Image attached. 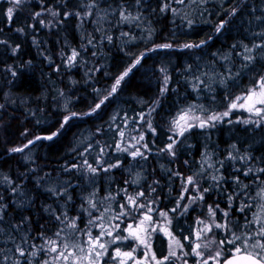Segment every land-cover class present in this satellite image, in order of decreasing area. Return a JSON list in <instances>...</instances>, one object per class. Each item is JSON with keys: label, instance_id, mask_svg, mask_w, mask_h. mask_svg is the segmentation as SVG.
<instances>
[{"label": "trees", "instance_id": "16d2710c", "mask_svg": "<svg viewBox=\"0 0 264 264\" xmlns=\"http://www.w3.org/2000/svg\"><path fill=\"white\" fill-rule=\"evenodd\" d=\"M9 7L10 0H0V264H43L45 259L51 264L48 241L75 223L73 238L86 243V233L97 232L92 227L104 215L125 210L127 189L144 190L148 205L166 211L177 208L185 193L173 228L195 264L200 259L191 250L202 206L197 190L208 189L207 204L251 217L249 207L245 216L238 207L249 205V191L264 182V116L236 111L213 121L214 127L194 126L182 136L172 121L190 108V115L204 119L222 116L264 75V0H24L11 20ZM202 40L206 45L183 47ZM164 44L172 47H157ZM73 50L78 56L69 64ZM246 55L254 59L248 62ZM138 58L100 109L82 115ZM72 112L78 115L53 139H35L51 135ZM121 133L143 137V180L125 172L129 160L115 151ZM80 138L86 155L93 151L88 156L99 167L96 174L78 161ZM29 140L34 144L25 148ZM173 140L175 155L167 151ZM30 147L35 151L25 157ZM99 148H108L101 165ZM188 176L195 181L186 187ZM51 178L64 187L48 188ZM122 226L112 229L114 237L127 235ZM129 241H121L125 251L133 248ZM153 247L157 258L168 254L161 234ZM166 264H176L175 259Z\"/></svg>", "mask_w": 264, "mask_h": 264}, {"label": "snow or ice", "instance_id": "6c2138e0", "mask_svg": "<svg viewBox=\"0 0 264 264\" xmlns=\"http://www.w3.org/2000/svg\"><path fill=\"white\" fill-rule=\"evenodd\" d=\"M24 0H10V3H12L13 7H9L7 9V17L9 20H11L14 9L19 6L21 3H23ZM178 2L183 3V0H178ZM168 8V5L165 4L164 7L161 9V11H164ZM172 11H175L174 9ZM233 13L235 12V9L232 10ZM71 13H65V15H70ZM87 14V13H86ZM53 16L57 15V13L53 12ZM79 15V13H77ZM35 16H40V13H36ZM122 19L127 20L129 19V16H125L122 14ZM135 19H139V17H136ZM41 23H43L41 21ZM225 22H221L220 25L217 27V31H219L221 28L224 27ZM189 24H191V21H189ZM22 31V30H21ZM109 40H111V37H108ZM91 43V41H89ZM205 41H200V44H185L183 45L184 48H192V47H199L200 45L204 44ZM157 47L160 48H171V44H164V45H158ZM254 47H261L260 45H254ZM150 49L149 51H151ZM15 51V50H14ZM246 51L251 52V49H246ZM145 55V53H141L140 57L142 58ZM78 56V52L76 50L72 51L71 56L68 57V62L71 64L73 61L76 60ZM244 59L248 62H251L254 57L252 55H246ZM140 63V59H136L135 63L132 64L129 68H127L120 76H118L115 79L114 84L111 87V91L108 93L107 96H105L103 99L99 101L95 105L94 108L91 109V112L89 113H83L82 115H90L91 113H95L100 107L109 99V97L117 91V88L120 86L121 82L125 79V77L128 76V74L132 71V68H134L137 64ZM163 71V69H161ZM12 75L15 76L16 73L12 72ZM167 84V78L165 79V85ZM167 88H163L161 91L162 93L166 91ZM0 107H3L0 105ZM236 108H245L247 111L254 113L256 116H264V75H261L259 79L254 83V86L246 91V94L244 96H237L231 102L229 105V111H225L222 116L221 115H210L206 119L201 118L200 116H194L190 115L189 113L192 111L190 108L188 111L183 112L180 114L177 118H175L172 123L174 125V130L178 129L179 135H184L186 131L193 128L194 126H198L200 128H205L208 126H213V121H217L222 119L223 116H228L230 111ZM78 114L75 112L70 113L69 115H65L63 117V122L60 124V128L57 129L55 132H52L51 135L47 136H37L35 137L36 140L40 139H47L51 140L55 136H57L61 129L65 127V125L74 117H76ZM141 119H143V116H141ZM193 121H198V124H194ZM244 123H249V120L243 121ZM148 127L151 129L152 125L149 122ZM154 131V129H153ZM121 136H123V133H121ZM140 139L142 140L143 137L141 136ZM34 143L33 140H29L28 144ZM139 143V141H137ZM175 141L173 140L171 143L167 145V151H169L172 155H175V153L172 151L173 145ZM28 144L24 145V147H28ZM119 147V146H117ZM146 147V146H145ZM10 151L12 152H20L23 151V148H13ZM123 151H127V149H123ZM133 158L137 156H143V153L139 150L134 151L131 153ZM99 163V161H98ZM117 164L109 165L110 168L117 167ZM75 167V166H74ZM89 171L92 173H95L97 171L96 168H93L91 165H88ZM107 170V169H105ZM260 171H264V169H261ZM247 175V173H246ZM213 179H219V177H213ZM193 182V177L189 176L187 177V183L191 184ZM247 187V186H245ZM187 191V189H185ZM205 192L208 191V189L204 190ZM144 193H138L137 196H128L127 197V205H121V209H126L122 211L118 216L115 218L117 220H120L121 217H127L129 216L133 211L137 209H144L147 208V211L143 215L142 219L139 220L138 223L135 224H128L126 229H121V231H126L127 235L121 236L119 233L115 235V237L105 243L102 242V238L105 236L112 237L113 231L105 229L104 225L101 224V231L93 237L91 235V232H87L86 235L88 236L87 240V253L83 254L85 252V249L83 247H80L79 245H76V248H79L82 255L76 256L75 252H69L67 255L63 250H59L58 246L56 245L55 241H48V244L51 245V247L48 249L52 253H58L55 259L59 261L60 259H63L64 261H68L69 257H75L74 264H83V261H87V264H97V261L100 260L103 256L108 254V247L109 244H115L117 241H127L132 240L135 241L138 246H142V256L141 258H137L135 253L137 252V248L133 247L130 251H122L120 247H115L113 253L111 254V258L114 261H118V264H129V262H132V264H166V262L170 261L172 258L176 257L177 253L175 251L176 247L183 248V244L179 240L175 238L173 233L169 230L168 227H146L145 225H151L154 223L153 216L150 215L153 211L152 208L147 207L146 205H138L137 204V197L143 196ZM257 196L261 198L262 201H264V188H261V190L257 193ZM184 197L181 196L180 199H183ZM200 199H203V196L201 195L199 197ZM231 199V197H230ZM91 203V202H90ZM93 208L96 207L94 203L91 205ZM131 206V207H128ZM179 202L177 204V207H179ZM262 211H264V204L261 205ZM177 209H172L173 212H175ZM187 210V208H185ZM219 210V206L217 205L216 208H213L212 206H209L208 211L210 217H215L216 212ZM241 212L244 211V208L240 209ZM166 212H161L160 216L167 217ZM223 215L226 217L228 213H223ZM93 221H89V224H92ZM169 225L171 224V221L169 220L167 222ZM203 227L196 231L195 237L196 240H200L206 233L211 232L213 228L216 229H222L226 232H229L231 235V239L227 240H220L218 243L219 245H231L232 248L229 249V255L225 256L223 261L221 262L220 257L223 255V248L220 250H217L215 252V255H209L207 258H204V253L200 250L202 247H210V244H200L195 243L192 247L191 254L195 255L196 257L202 258L197 261V264H209V260L213 261L214 264H264V215L254 213L253 214V220L246 221V226H251L252 224L259 225L258 231L255 233H245L242 235H236L235 232H232L229 229L228 223H216L213 220V223L205 224L204 221H198ZM72 228H76L75 223H72L70 225ZM114 229H119L120 225L117 223L114 226ZM163 232V234L167 237H169V251L167 255H164L162 258H157L156 253L152 250V244L149 241V237L154 232ZM57 236H59V233H57ZM185 240H188L189 237H184ZM212 243H216V241H212ZM69 245L67 243L63 244V248L67 249ZM259 249V251H256ZM42 250V249H41ZM17 251L20 253V256H24L25 253L22 249H17ZM32 256H36L37 252H32ZM188 255V254H185ZM7 259V258H5ZM43 264H49V261L46 259L43 261ZM185 264H187V261H185Z\"/></svg>", "mask_w": 264, "mask_h": 264}, {"label": "rangeland", "instance_id": "374dc122", "mask_svg": "<svg viewBox=\"0 0 264 264\" xmlns=\"http://www.w3.org/2000/svg\"><path fill=\"white\" fill-rule=\"evenodd\" d=\"M236 111L249 113V114H251V116L258 117L254 113H251V112L247 111L245 108H236V109L231 110L230 113L236 112ZM112 122H113V126L114 125H115V127L118 126L117 120L116 121L112 120ZM193 123H195V121H193ZM137 141H139V143H137ZM84 143H85L84 138H80L77 141V144L75 146L77 149L80 150V152H81L80 156H82V158H84V160L81 158L78 161H80L82 164H86L87 165L86 167H87L88 170H89L88 165H91L93 168H96L97 169V171L95 172V174H96L98 172V168L99 167L93 165L90 162V160H89L90 156H88V154L93 156V151L92 150L90 152L88 151V153L86 155V152H85L86 151V147H83V145H85ZM92 144L93 143H91L90 146H92ZM143 145L144 144H142V140L140 139V136L133 135V136H128L127 137V136H124V134H123V136L120 137L118 144L115 146L116 147L115 151L120 153L119 156L122 157V158H124L126 156V158L129 160L128 161V166H127L125 172L126 173L134 172V179H136L137 181L143 180V179H141L142 178L141 177V173H139V172H142L140 167H139L140 159H142V156H137V157L133 158L131 153L134 152V151L139 150L144 155V148L145 147ZM117 146H119V147H117ZM123 149H127V151H123ZM34 151H35V148H33V147H30L29 149H25L24 150L25 157H29L30 154L32 152H34ZM97 152H98V153H96L97 158H98L97 159V163L99 161V163L101 165L102 162L105 160L104 157H105L106 153L108 152V148H106V149L105 148L104 149L103 148H99V150ZM119 163H123V161H120ZM105 169H107V168L104 167L103 171L107 172V170H105ZM194 181L195 180L193 179V182ZM59 183H60V185H59ZM63 184L64 183L62 182V180H59V182H56V180L54 178H51L50 180L47 181L46 186L48 188H52L53 186L55 188L57 186L58 187H64ZM191 184L186 183V185H187L186 186L185 183H184V185L186 187L191 186ZM261 188H264V182L262 184H260V182L256 183L253 186V190H251L252 192L249 191L248 195H249L250 199H252L251 201H249V205L246 204V206H245L243 204V202H240V205L238 207V211H239V213H243V212L240 211V209L244 208V213H243L242 216H245L247 214V208L248 207L250 208L251 217H245V218H242V217L238 216L237 213L233 212L230 208L229 209H224V208L220 209L219 208V210L216 212V216L214 218L210 217L209 211H208L209 206H212L213 208H216V206L206 203L207 200L205 199L206 198L205 193H207V192H205L204 190H200V191L197 190L198 191L197 197L199 198L202 195L203 199L199 198L200 199L199 202H200V204H202V206L197 208L198 216H197V220H196V228H197L196 231L203 227V225L198 223V221L202 220V221H204L205 224H209V223H213V220H214L216 223H225V222H227L228 226H229V229L232 232H235L236 235H242V234L249 233V232L255 233L256 231H258L259 225L252 224L251 226H246V221L253 220V214L254 213L264 215V211H262V209H261V205L264 204V201H262L261 198L257 196V193L261 190ZM127 190L130 193L129 196H137L138 193H141V192L144 193L143 196H138L137 197V204L138 205H140V204L146 205L147 207L153 209V211L151 213H149V214L153 216L154 223L151 224V225L146 224L145 225L146 227H149V228H151V227L160 228V227H165L166 226L173 233L175 238L181 242L179 235H177L175 233L174 228H173V223H174V220H175L174 216L176 214H178V210H179L178 207L175 208V209H177L175 212H173L172 210L171 211H166V210H164V208H159L157 206L148 205L146 203L148 197H147V195H146L144 190L143 191H141L139 189H132V190L127 189ZM183 193H184V191H183ZM190 193H191V191H189V195H190ZM183 195L185 196V193ZM180 202H181V199H179V205H181ZM128 207H131V206H128ZM146 211H147V208L137 209V210L133 211V214L127 216V220H125V219H123L121 217V219H123V221H124V224H120L118 222L117 223L120 226L123 225L122 226L123 229H126L128 224H130V223L131 224L138 223L139 220L142 219V217H143V215L145 214ZM161 212H166L168 214L167 217L160 216ZM225 212L228 213V215L226 217L223 215V213H225ZM116 216L117 215H112V214L104 215L103 218H102L101 223L97 227L96 226L92 227L94 229H97L96 230L97 232L92 231L93 235L92 234L91 235L93 237H95L101 231V227H100L101 224L104 225L105 229L112 230L114 228L113 226L116 224V221H117V219L115 218ZM169 220L171 221L170 225L167 223ZM70 225L71 224H68V223L66 224L65 230L62 233V236L59 237L55 241L56 245L58 246V249L59 250H63L66 255L69 252H73L74 251L76 256H80V255H82V253L80 252L79 248L75 247L76 245H79L80 247H83L85 249V252L83 254H86L87 253V243L81 244V243L78 242L79 241L78 239H74L73 238L74 237L73 230L75 228L70 227ZM196 231H195V233H196ZM157 234H161L163 237H165L166 242H167V248H168V251H169V242H170L169 237L165 236L163 234V232H160V231L152 233L150 235V237H149V241L152 244V250L154 251L153 242H154V239H155ZM113 238H114V236H112V237L105 236V237L102 238V242L107 243V242L111 241ZM231 238L232 237H231L229 232H226V231H224L222 229L213 228V230L211 232L206 233L200 240L195 241V243L198 242V243H200L202 245L210 244V247H202L200 249L204 253V258H207L209 255H215V252L217 250H220L221 248H223V255L220 257V260L223 261V259L226 256V254L229 253L228 250L231 249L232 246L231 245H227V244L221 246V245H219L218 242L220 240H222V239L223 240H227V239H231ZM213 240L216 241V243H212ZM127 241H128V243L130 242L129 240H127ZM127 241H125V242H127ZM64 243H67L69 245V247L67 249L63 248V244ZM128 243H126V244H128ZM181 244H183V243L181 242ZM123 246H124V244H121V241H117L115 244H109L108 254L103 256L100 260H98L97 264H104V261H108L107 264H118V261L112 260L111 254L113 253L115 247H120L122 251H125L124 249H122ZM132 246L137 248V252L135 253L136 257L137 258H141L142 251H143L142 246H138L135 241H133ZM110 251H111V254H110ZM175 251H176L177 255H176V257H174L172 259H175V263L176 264H185V261H187V264H195V263H192L191 256H190L189 252L185 249L184 245H183L182 249L179 248V247H176ZM256 251H259V249H257ZM52 254L54 255V257H53V255L50 256L51 264H74V262H75V257H69L68 261H64L63 259H60L59 261H57L55 259V257L57 256L58 253H52ZM185 254H188V255H185ZM262 254H264V253H262ZM109 256H110L111 259H108ZM105 257H107V258H105ZM45 258H47V257L45 256ZM50 258L48 257V259H50ZM199 259H202V258H199ZM83 264H87V261H83ZM129 264H132V262H129ZM196 264H197V261H196ZM209 264H214V262L209 260Z\"/></svg>", "mask_w": 264, "mask_h": 264}, {"label": "water", "instance_id": "95a60500", "mask_svg": "<svg viewBox=\"0 0 264 264\" xmlns=\"http://www.w3.org/2000/svg\"><path fill=\"white\" fill-rule=\"evenodd\" d=\"M206 43H207V42L205 41V43H204V44H202V45H200L199 47L206 45ZM199 44H200V43H199ZM29 145H31V144H29Z\"/></svg>", "mask_w": 264, "mask_h": 264}, {"label": "flooded vegetation", "instance_id": "af4514ba", "mask_svg": "<svg viewBox=\"0 0 264 264\" xmlns=\"http://www.w3.org/2000/svg\"><path fill=\"white\" fill-rule=\"evenodd\" d=\"M33 144H34V143H32L31 145H33ZM31 145L28 144V146H31Z\"/></svg>", "mask_w": 264, "mask_h": 264}]
</instances>
